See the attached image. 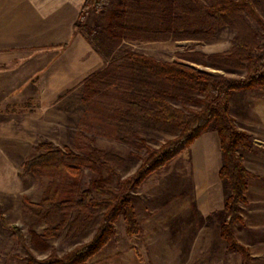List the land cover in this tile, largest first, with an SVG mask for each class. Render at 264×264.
<instances>
[{
    "label": "rangeland",
    "instance_id": "1",
    "mask_svg": "<svg viewBox=\"0 0 264 264\" xmlns=\"http://www.w3.org/2000/svg\"><path fill=\"white\" fill-rule=\"evenodd\" d=\"M117 2L109 0L102 12L89 10L79 26L101 58L100 68L94 72L115 66L114 73L124 76L125 53L135 51L158 60L175 59L214 74L244 75L240 67L214 68L208 62L199 64L187 58L194 53L209 56L227 52L235 36L234 29L219 26L210 39L203 41L117 38L105 27L111 12L118 7ZM256 10L264 21V2H259ZM244 16L259 43L264 44V29L247 13ZM181 54L185 56L180 57ZM81 87L77 99L66 97L46 108L39 126L16 128L18 117L10 119L7 111H0V215L6 226H2L0 219V264H26V251L13 235V226L23 235L30 253L40 259L52 249L61 256L89 241L98 228L105 204L49 209L41 204L42 198L48 193L68 198L95 182L115 187L116 173L126 178L138 168L140 155H145L144 149L135 148L130 141L157 148L174 135L169 130L136 124L128 128L133 135L126 134L118 124L125 91L115 85L101 91L85 89L84 81ZM189 96L197 100L203 97L195 91ZM263 99L264 86L233 91L229 99L230 115L239 129L246 132V127H251L257 150L259 147L264 150V142L258 141L262 137L260 130L264 132ZM171 103L181 106L177 100L171 99ZM187 106L200 107L192 103ZM250 144L249 140L246 151L237 149L243 164L252 152ZM41 145L82 157L100 151L108 168L101 163L86 164L79 177L52 168L22 173L23 163L46 152ZM222 165L219 138L212 123L175 158L126 193L138 231L127 232L121 210L108 242L83 264H241V255L232 252L221 236V225L229 219L225 204L230 194L229 184L218 175ZM250 174L247 185L263 183L253 182L251 177L255 175ZM250 185L249 193L239 203L240 219L234 222L232 231L251 255V250L259 249V231L264 232V192ZM92 194L96 200L108 198V194L94 191ZM236 223L238 227L234 230ZM248 225L259 229L254 231ZM254 241L255 244L247 245Z\"/></svg>",
    "mask_w": 264,
    "mask_h": 264
},
{
    "label": "trees",
    "instance_id": "2",
    "mask_svg": "<svg viewBox=\"0 0 264 264\" xmlns=\"http://www.w3.org/2000/svg\"><path fill=\"white\" fill-rule=\"evenodd\" d=\"M109 0H85L79 13L76 27L83 25L89 10L102 12ZM264 0H118L117 9L111 12L106 24L109 33L123 39L165 40L188 39L208 40L219 26L234 29L235 36L227 52L203 55H187L189 61L199 64L208 62L214 68L240 67L245 73L241 77H231L221 73H210L178 60H158L153 56L135 51H126L124 76L116 75L113 67L90 74L84 79L85 89L101 91L102 88H122L124 103L118 124L124 132L133 135L130 125L151 126L172 132L173 137L157 148L144 143L132 142L137 149H144L140 155L138 168L126 178L116 173L115 187L95 182L85 190L68 198H60L48 193L42 198L47 208L68 209L87 205H106L93 237L74 246L63 255L52 249L45 258H37L24 244L23 235L13 226L12 233L26 251V264H83L99 251L110 239L113 222L123 210V218L129 234L138 231L130 201L126 193L137 187L146 176L175 158L185 147L207 131L214 124L219 138L223 165L218 171L221 179L229 184L230 194L225 208L229 219L221 225V236L232 252L241 255V264H251L247 247L236 240L232 226L240 219L239 203L247 191V179L251 176L237 154L241 147L249 149L248 135L237 127L229 112V99L233 91L264 86V44H260L254 29L247 23L244 13L264 29V21L256 10ZM185 56L184 54L179 55ZM202 94L199 100L189 96L191 92ZM171 99L180 102L175 106ZM198 101V102H197ZM187 103L199 104L191 108ZM46 152L23 163L22 173L40 168L58 169L62 173L79 177L82 166L101 163L108 168L100 151H92L87 156H78L61 149L41 145ZM92 191L108 194V198L96 200ZM63 197V196H62ZM2 226L6 227L0 215Z\"/></svg>",
    "mask_w": 264,
    "mask_h": 264
},
{
    "label": "crops",
    "instance_id": "3",
    "mask_svg": "<svg viewBox=\"0 0 264 264\" xmlns=\"http://www.w3.org/2000/svg\"><path fill=\"white\" fill-rule=\"evenodd\" d=\"M84 1L0 0V111H7L10 119L18 117L16 128L35 127L54 101L77 99L84 79L100 68L99 54L76 27ZM246 128L252 152L244 165L255 175L253 182L263 183H248L245 195L250 184L264 192V150L255 148L251 127ZM260 135L264 138L263 130ZM257 236L252 264H264V232Z\"/></svg>",
    "mask_w": 264,
    "mask_h": 264
}]
</instances>
